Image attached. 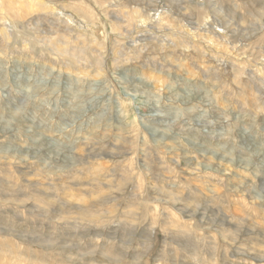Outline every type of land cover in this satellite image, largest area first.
<instances>
[{"label": "rangeland", "instance_id": "obj_1", "mask_svg": "<svg viewBox=\"0 0 264 264\" xmlns=\"http://www.w3.org/2000/svg\"><path fill=\"white\" fill-rule=\"evenodd\" d=\"M0 264H264V0H0Z\"/></svg>", "mask_w": 264, "mask_h": 264}, {"label": "bare ground", "instance_id": "obj_2", "mask_svg": "<svg viewBox=\"0 0 264 264\" xmlns=\"http://www.w3.org/2000/svg\"><path fill=\"white\" fill-rule=\"evenodd\" d=\"M13 12V11H12ZM57 13V12H56ZM62 17V16H61ZM12 18V17H11ZM14 19V18H13ZM111 19V18H110ZM4 28V27H3ZM68 36V35H67ZM106 44V43H105Z\"/></svg>", "mask_w": 264, "mask_h": 264}]
</instances>
